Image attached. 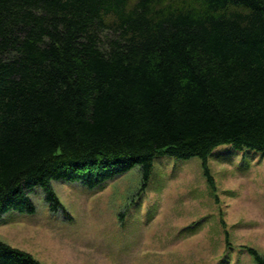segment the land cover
<instances>
[{
    "label": "trees",
    "instance_id": "obj_1",
    "mask_svg": "<svg viewBox=\"0 0 264 264\" xmlns=\"http://www.w3.org/2000/svg\"><path fill=\"white\" fill-rule=\"evenodd\" d=\"M219 146L264 153V0H0V217L160 157L210 181ZM0 264L41 262L0 240Z\"/></svg>",
    "mask_w": 264,
    "mask_h": 264
},
{
    "label": "rangeland",
    "instance_id": "obj_2",
    "mask_svg": "<svg viewBox=\"0 0 264 264\" xmlns=\"http://www.w3.org/2000/svg\"><path fill=\"white\" fill-rule=\"evenodd\" d=\"M160 157L147 184L139 167L94 189L52 181L62 210L42 190L33 213L0 217V240L41 264H255L264 255V153L217 147L207 159Z\"/></svg>",
    "mask_w": 264,
    "mask_h": 264
}]
</instances>
